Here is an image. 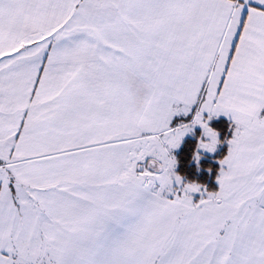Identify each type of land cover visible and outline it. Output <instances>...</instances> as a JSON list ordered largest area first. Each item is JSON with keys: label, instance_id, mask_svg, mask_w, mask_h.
<instances>
[{"label": "snow or ice", "instance_id": "obj_1", "mask_svg": "<svg viewBox=\"0 0 264 264\" xmlns=\"http://www.w3.org/2000/svg\"><path fill=\"white\" fill-rule=\"evenodd\" d=\"M0 264H264V0H0Z\"/></svg>", "mask_w": 264, "mask_h": 264}]
</instances>
